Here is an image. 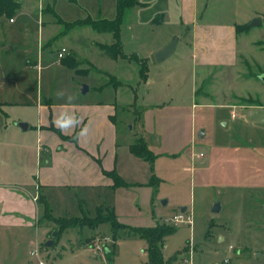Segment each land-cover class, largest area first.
Wrapping results in <instances>:
<instances>
[{"label":"rangeland","instance_id":"374dc122","mask_svg":"<svg viewBox=\"0 0 264 264\" xmlns=\"http://www.w3.org/2000/svg\"><path fill=\"white\" fill-rule=\"evenodd\" d=\"M221 1L210 0L207 10L199 11V21L232 23L236 9L229 14L226 2L218 5ZM21 2L23 12L14 16L9 32L0 29V78L6 80L0 82V215L10 214L0 217V264H30L32 250L38 251L44 264H149L143 253L146 242L123 228H153L185 207L192 209L198 236L210 204L221 203L224 208L217 219L226 213L228 186L254 188L264 182V0H240L237 13L244 18V26L254 21L260 24L238 36L236 65L224 69L225 79L220 61L206 67L199 57L195 59L207 49H195L190 29L181 27L178 0H138V5L126 9L120 22L122 55L116 61L96 45H110V34H98L89 26L66 31L57 24L58 19L69 23L114 20L116 0ZM38 2L53 12L41 18L46 24V42L51 44L43 52ZM174 40L172 54L157 62L154 55ZM62 44L67 54L73 49L84 62L77 67L81 75L47 62L49 51L56 52ZM26 60L38 63L37 67L26 68ZM82 86L89 90L84 96ZM40 95L57 107L116 101L117 148L113 154L106 141L98 152L105 156V163L115 166L121 184L113 186L110 178V185L40 190L54 218L95 219L99 210L101 216L112 213L122 229L109 255L93 249L96 245L112 248L105 244L114 241L108 221L96 228L67 229L51 238L56 225L45 218L44 204L38 203L37 195L39 166L45 160L33 129ZM20 123L29 125L26 132L16 128ZM139 139L151 152L152 163L131 153L130 146ZM2 186L10 187L3 192ZM24 207L32 216L17 224V212ZM203 235L196 243H203ZM192 236L187 226L175 228L164 239L163 264H182L183 256L189 264H214L226 258L239 264L227 253L228 240L202 246L203 254L190 263ZM49 240L52 244L45 248ZM242 264L251 263L245 260Z\"/></svg>","mask_w":264,"mask_h":264},{"label":"crops","instance_id":"0c3cea01","mask_svg":"<svg viewBox=\"0 0 264 264\" xmlns=\"http://www.w3.org/2000/svg\"><path fill=\"white\" fill-rule=\"evenodd\" d=\"M178 1L179 21L181 27H185L186 30L187 28L190 29L195 49L198 50V47L203 48L204 46L207 49L206 51H202L199 56L196 55L195 59L197 60L199 57L200 63L206 67H211L213 65L217 66L218 61H220L219 63L221 65L218 67L222 68V78L225 79L227 74L224 69H228L236 65V56L238 54L236 49L237 38L241 34L245 33H236L235 30V27L237 26H244L242 23L244 18L237 13L240 0H222L220 3H218V5H220L222 2L223 4L226 2L229 14L233 13L231 12L233 8L236 9V14L233 13L232 18L234 21L226 25H209L199 21V11L201 9L207 10V5L210 0L207 1V5H205L204 8H202L201 5L205 0ZM21 5V11L18 14L23 12V2H21ZM215 7L217 10V4H215ZM37 11V18L39 20V36H41V47L43 52L48 50V47L50 48L51 44L46 42V24L41 18L45 13L51 12L53 14V12L50 9H44L39 2ZM221 14L222 16H225V12H222ZM261 16H263L264 20V15ZM14 24V20L12 22H10L9 19L1 20L0 29L2 33H8L10 27H12L11 25ZM57 24H61L59 23V19ZM112 43L113 39L111 44ZM96 45L98 46L104 44ZM65 47L66 46H63L62 44L56 52L49 51L46 56L47 62L56 63L57 65L62 66L60 64V60L57 59L55 54L57 55V53H59L60 50ZM9 50L14 51L15 47L9 46ZM70 53L74 54L75 56L77 54L73 49H70L68 54ZM221 53H224V55L222 58H219ZM76 58L78 57L76 56ZM25 65L26 68H35L37 67L38 63L32 64L26 60ZM64 68L67 69L66 67ZM0 82L5 83L6 80L0 78ZM102 91V89H98L99 93ZM88 92L89 90L87 93ZM41 96L42 95H40V98H38V101L36 102L38 118L36 120V126L33 128L38 135L37 146L39 143V152H43V158L45 159L43 161V166H39V170L41 172L39 176L37 195L44 197L40 190L44 189V191H46L48 188L68 189L78 186H97L103 183L110 185L111 179L107 177L104 172L107 173L114 170L115 166L108 165L110 162L105 163V156L103 157L102 154L98 152V147L104 145V143L107 141L106 145H109L113 154L115 152V148H117V128L114 120L117 111L116 101L114 103L99 102L89 105H62L57 107L52 106L51 100L47 101L45 97ZM234 99L236 98L234 97ZM2 104L3 103L0 102L1 113L3 112L1 106ZM58 117L63 119L67 125L63 129H61L57 123ZM25 125V130L18 127V125H16V128L19 131L26 132L29 128V125ZM77 128L79 129V133L76 137V140L73 141L71 138ZM94 148H96V150ZM41 158L42 157L40 156V159ZM2 187L3 188L1 189H4L3 192H5V190L9 189L10 186ZM19 191L23 193L22 190ZM225 196L226 201L228 202V209L222 218L217 219V216L222 214L224 210L221 203L218 214L211 213V208L214 205L213 203L207 207L208 216L205 217L203 227L198 234V236L204 234L203 243L201 244L196 243V238L197 240L199 238L194 232V230H196V223L194 222V217L192 216V209H187L185 207L180 209V213L189 215L192 219V225H179L187 226L193 235V243L188 241V247H191V243L193 244L191 253L188 251L189 262H194L195 258L199 259L203 254V251L201 252V250H205V247L211 245L212 241L216 242L217 240L219 243L224 244L225 241L228 240L229 244L227 245V253H231L233 257L236 258L237 263L242 264L243 261L249 260L251 264H264V233L262 231V228L264 227V182L259 183L254 188H246L244 186H240L239 184L237 186H228ZM231 201L232 203H230ZM31 203L34 205L36 204L33 201V198L31 199ZM36 210L34 212V216H36L34 220L37 222L38 218ZM31 214L32 213L26 211V207H24V209H21V211L17 212V217L15 219L17 221L15 222H17V224H22L24 222L26 223V218H31ZM8 215H10L8 212H3L0 217H3L2 219H4L9 217ZM161 223H164V220ZM158 224L160 223H157V225ZM204 245L205 247L203 248L202 246ZM229 246L233 247L232 252L229 251ZM143 253H145L147 256L146 249ZM214 256H217V252L214 253ZM181 261L182 264H189L184 256ZM214 264H223V261L220 263L215 262Z\"/></svg>","mask_w":264,"mask_h":264},{"label":"trees","instance_id":"16d2710c","mask_svg":"<svg viewBox=\"0 0 264 264\" xmlns=\"http://www.w3.org/2000/svg\"><path fill=\"white\" fill-rule=\"evenodd\" d=\"M138 5V0H116V9H117V16L114 20H91V19H85V20H79L72 23H65L59 20V23H61L65 30L68 31L76 26H89L92 28L93 31L99 33V34H110L113 39V43L111 45H98L97 47L104 53L106 57H108L110 60H117L118 57L121 54V41H120V22H121V16L122 13L126 9H130ZM21 0H0V21L3 19H9L13 20L14 16L17 15L21 11ZM248 29H250L249 26H237L235 27L236 33L245 32ZM79 58H76V56L72 53L66 55L62 59H60V64L67 69H70L74 71L77 75L79 72L77 71V67L81 64H83ZM88 72L82 74L85 75ZM117 83V82H116ZM79 133V129L77 128L75 133L73 134L71 140L75 141L76 137ZM141 143V144H140ZM131 153L141 158L145 161H148L150 163L153 162V156L151 152L147 149L144 142L139 139L136 143L132 144L130 146ZM105 175L113 180V186H117L120 183L119 176L115 173L114 170L110 172H104ZM39 203L44 204V215H46V219L53 224L56 225V236L59 235L60 232L72 229L74 227H89V228H96L97 225L110 222L112 225V232H113V244L112 248L108 249L105 253L106 255H109L112 253L115 247V241H116V235L118 230L122 229V226L119 222H117L112 215V213H109V215L101 216V211L99 210V213L95 219H90L86 216H83L82 218H54L47 207V204L44 200L43 196H38ZM129 231L130 234L133 236H138L142 240L146 242L147 248V258L149 264H163V258H162V247L163 242L166 237L171 235L174 232V227L169 226L165 223H161L156 225L153 228H135V229H127L123 228Z\"/></svg>","mask_w":264,"mask_h":264},{"label":"built area","instance_id":"2783aa9c","mask_svg":"<svg viewBox=\"0 0 264 264\" xmlns=\"http://www.w3.org/2000/svg\"><path fill=\"white\" fill-rule=\"evenodd\" d=\"M13 20H10V22H12ZM67 53L65 52V50L61 49L60 52L57 54V59L60 60L63 57H65ZM35 200V199H34ZM164 223L172 226V227H177L181 224H188V225H192V219L189 215H185L182 213H178L174 216H172L171 218H168L167 220H164ZM106 245L108 244H113V241L111 240H106L105 242ZM94 252L95 253H101V252H107V249H104L102 246L96 245L94 246ZM229 251L232 252L233 251V247L229 246ZM30 257L33 258V260H31L30 264H44L42 262V260L39 258L38 255V251L37 250H32L30 251ZM223 264H231L229 259H224L223 260Z\"/></svg>","mask_w":264,"mask_h":264},{"label":"water","instance_id":"95a60500","mask_svg":"<svg viewBox=\"0 0 264 264\" xmlns=\"http://www.w3.org/2000/svg\"><path fill=\"white\" fill-rule=\"evenodd\" d=\"M259 25V21H254L253 23H251L249 26L250 27H254V26H257ZM176 42L177 40H174L171 44L167 45L165 48H163L162 50L158 51L155 55H154V58L157 62H161L163 61L164 59H166L169 55L172 54V52L174 51L175 49V45H176ZM264 80V79H263ZM88 91V87L87 86H82V89L80 91L81 95H85ZM18 127L22 128L23 130L26 129V125L25 124H18ZM183 211V210H182ZM220 211V204L219 203H216L212 206L211 208V213L212 214H218ZM56 235L55 232H53L51 234V238H54ZM52 244V241L49 240L48 242L45 243L44 247L45 248H48L50 247Z\"/></svg>","mask_w":264,"mask_h":264},{"label":"clouds","instance_id":"9594fccd","mask_svg":"<svg viewBox=\"0 0 264 264\" xmlns=\"http://www.w3.org/2000/svg\"><path fill=\"white\" fill-rule=\"evenodd\" d=\"M69 99H71V98H69ZM57 123L59 124L61 129H63L65 126H67L65 121L63 119L59 118V117L57 118Z\"/></svg>","mask_w":264,"mask_h":264}]
</instances>
